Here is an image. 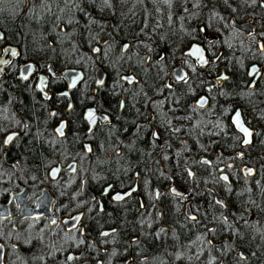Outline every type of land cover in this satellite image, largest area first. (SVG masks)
<instances>
[{
  "label": "flooded vegetation",
  "instance_id": "af4514ba",
  "mask_svg": "<svg viewBox=\"0 0 264 264\" xmlns=\"http://www.w3.org/2000/svg\"><path fill=\"white\" fill-rule=\"evenodd\" d=\"M239 2L250 15L230 19L250 21L264 43V0ZM229 20V28L216 18L209 29L200 23L187 46L167 56L151 44L108 38L85 51L67 36L56 47L47 39L46 47L29 33L27 58L0 29V58L8 45L18 53L0 71V264H264V53ZM193 43L207 64L184 54ZM26 62L32 71L25 80L19 73ZM253 67L258 75L249 74ZM181 68L187 83L176 80ZM66 69L83 73L75 87ZM89 110L97 119L91 132ZM236 110L253 132L248 145L234 127ZM61 123L63 137L55 132ZM11 132L19 136L5 145ZM227 195L236 202L229 209ZM75 216L76 228H67L63 220ZM228 239L235 248L227 251Z\"/></svg>",
  "mask_w": 264,
  "mask_h": 264
},
{
  "label": "trees",
  "instance_id": "16d2710c",
  "mask_svg": "<svg viewBox=\"0 0 264 264\" xmlns=\"http://www.w3.org/2000/svg\"><path fill=\"white\" fill-rule=\"evenodd\" d=\"M110 4L105 5L103 0H0V29L12 43L22 47L27 58L29 33L37 44L46 47L47 39L53 40L56 47L59 38L67 36L75 38L85 51L97 39L108 38L117 45L123 40L151 44L167 56L176 51L179 54L195 35L191 29L200 23L209 29L215 14L228 28L230 18L241 20L250 15L249 10H241L244 4L239 0H110ZM195 8L198 14H191ZM179 164L183 168L184 163ZM234 188L235 184L232 192ZM230 198L234 196H226L228 209L229 204L236 205ZM234 246L230 239L226 241L227 251ZM185 261L205 262L191 258Z\"/></svg>",
  "mask_w": 264,
  "mask_h": 264
},
{
  "label": "snow or ice",
  "instance_id": "6c2138e0",
  "mask_svg": "<svg viewBox=\"0 0 264 264\" xmlns=\"http://www.w3.org/2000/svg\"><path fill=\"white\" fill-rule=\"evenodd\" d=\"M255 2H256V0H253V3H255ZM103 3L105 5L111 7L110 0H103ZM262 6H264V4H262ZM69 23H71V21H69ZM236 30L237 31H242V29H240L239 27H237ZM248 35L252 38V43L258 45L259 51L261 53H264V43H260L258 40H256V34H255L254 30L249 29L248 30ZM259 35L264 36V32L260 33ZM2 38H3V36H2V34H0V39H2ZM123 47H124V49H127L129 47V45L126 44ZM4 51H5L6 54H11L12 56L18 55V53H17V51L15 49H5ZM92 51L94 53H100L101 52V49L100 48H93ZM186 56H196L197 57V61H198V63L200 65H205V64L208 63V61L204 57L203 49L200 48L199 46H193V48L186 54ZM161 59H163V57H161ZM9 62L10 61L0 60V63H3V64H7ZM192 70L195 71V68H192ZM31 71H32V66L31 65H29L25 69H23L22 70V78L25 79V80L28 79V75H25L24 73L25 72L30 73ZM249 74L250 75H253V76L258 75L259 74V70L256 67H253L251 69V71H250ZM66 76H67V74H66ZM175 77H176V80L177 81H184L185 83H187V73L186 72H183V69L182 68L175 73ZM77 79H79V77H77ZM77 79H72L71 80L70 87H75L76 82H77ZM123 79H126L129 83H133L134 82V77H124ZM221 79H227V77H221ZM103 82H104L103 79L98 80V83L99 84H103ZM44 84H45V78L41 77V91H43V85ZM166 87L171 88V85L170 84L169 85H166ZM61 95L67 96L68 93L65 92V93H62ZM206 103H207V98H201L198 101V104H199L200 107H204V105ZM121 107H123V102H121ZM51 115H56V113H52ZM86 119L89 121V125H90L89 131L91 132L93 126H95V124L97 122V119H96L94 110H89L87 112ZM102 119L107 120L108 118L107 117H102ZM233 123L236 125V127L238 128V130L241 133H243V135H244V138L242 140V143L244 145L250 144L251 143V138L253 136V132L248 127L245 126L244 122L241 119V112L239 110H236L235 111V114L233 116ZM24 127H25V129H27V125H25ZM64 128H65V124L64 123H61L59 125V127L56 128V130H55L56 134L58 136L63 137L65 135ZM2 130L3 129H0V131H2ZM177 131H179V129H177ZM152 135H153V137L158 138V133L153 132ZM18 136H19V133H15V132L10 133L9 135H7V137L5 138V140H4L3 143L5 145H7V144L11 143L14 139L18 138ZM85 151H86V153L92 152L91 146L90 145H85ZM238 155H241L242 156V153L241 154H238ZM203 163H206L207 164V163H209V161L205 160V161H203ZM69 167H70V169L73 172L76 171L75 166H71L70 165ZM229 167H231V165H229ZM59 171H60L59 168L53 169L52 170V175L55 176V174L58 173ZM246 174L249 175V176L252 175L253 174V170L252 169H246ZM189 175H192V173L189 172ZM221 179L224 180V181H228L229 178H228L227 175H223V176H221ZM132 191H135V189L133 188ZM172 191L177 196H181L182 195L181 193L176 192L175 189H173ZM131 194H132L131 191L128 192V193H125V194L117 193L113 197V199L115 201H121V200H124L126 196H131ZM155 195L158 198L159 195H160V193L157 191L155 193ZM29 199H31V197H29ZM41 202L43 203V201H41ZM216 203L217 204H221V205L223 204V202L222 201H219V200H217ZM253 203H255V202L253 201ZM34 218L35 219H39V216L34 217ZM80 218H81L80 216H75V217H72V220H74L76 223H78L79 220H80ZM25 219H27V217H25ZM188 219L195 221L197 219V217L195 215L189 214L188 215ZM225 222H227V218L226 217H225ZM51 223L52 224H56L57 221L55 219H53V220H51ZM65 223H67V221H65ZM72 228H76V224H73L72 225ZM78 230H80L81 231V234H83L82 233V229H78ZM69 231H71V229H69ZM113 231H115V230H113ZM210 231H214V229H212ZM101 235L102 236H109L110 233L109 232H102ZM79 243L83 244L84 243L83 239H81L79 241ZM209 243H211V242L209 241ZM3 248H4V246L3 245H0V261L3 260ZM78 258L79 257H74L72 255H69L67 257V260L68 261H72V260L78 259ZM239 259L240 260H245L246 257H244V255L241 253Z\"/></svg>",
  "mask_w": 264,
  "mask_h": 264
},
{
  "label": "water",
  "instance_id": "95a60500",
  "mask_svg": "<svg viewBox=\"0 0 264 264\" xmlns=\"http://www.w3.org/2000/svg\"><path fill=\"white\" fill-rule=\"evenodd\" d=\"M262 4H264V3L261 2V5H262ZM229 23H230L232 26L236 27V28L239 27L240 29L244 30L245 32H248V30L251 29V27H252V24H251L250 21L238 22V21H236V20H234V19H230V20H229ZM61 27H63V26H61ZM0 34H2V31H1V30H0ZM248 40L252 41V38L249 36ZM260 43H261V42H260ZM193 46H199V47L201 48L200 45H198V44H196V43H193V44L190 45V47H189L187 50L184 51V54H187V53L193 48ZM5 49H15V50H16V47H13V46L8 45V46H5L4 50H5ZM9 56H12V55H11V54H6L5 51H4V54L2 55V57L0 58V60H6V61H9ZM195 58H197V57H195ZM3 65H5V64L0 63V71H1V69H2V67H3ZM27 66H29V62H26V63H24V64L21 66V68H20V73H19V77H20V78H22V70L25 69ZM24 74L29 76V73H27V72H25ZM66 74H67V76H66ZM64 75L66 76L67 79H70V78L77 79V77H79V79H80V78L83 76V73L81 72V70L66 69V70L64 71ZM95 77H96V84L99 85L98 80L104 78V73H103L101 67H98V68H97V70H96V72H95ZM22 79H23V78H22ZM79 79H77V80H79ZM233 124H234V123H233ZM234 127H235V129H236L238 132H240V131L238 130V128L236 127L235 124H234ZM11 133H13V132H11ZM15 133H16V132H15ZM240 133H241V132H240ZM9 134H10V133H9ZM9 134H8V135H9ZM241 134L243 135V133H241ZM243 136H244V135H243ZM244 170H246V169L243 168V171H244ZM224 175H225V174H224ZM222 176H223V175H222ZM187 205H188V203H187L186 206H185V207H186V209H185V213H186L187 215H189L190 213H189V211H188V206H187ZM191 215H192V214H191ZM65 221H67V223H65ZM71 221H72V218H67V219H64V220H63V223L66 225L67 228H70V227L72 226V225H71ZM0 262H1V261H0ZM84 264H91V262H89V261H85ZM94 264H100V261H97V262L94 263Z\"/></svg>",
  "mask_w": 264,
  "mask_h": 264
},
{
  "label": "rangeland",
  "instance_id": "374dc122",
  "mask_svg": "<svg viewBox=\"0 0 264 264\" xmlns=\"http://www.w3.org/2000/svg\"><path fill=\"white\" fill-rule=\"evenodd\" d=\"M194 1H197V0H194ZM193 3H195V2H193ZM196 12H197V9L195 8V10H193V12H192L191 14L196 13ZM213 16H214V18H212L213 21L215 20V18L218 19V17H217L216 14L213 15ZM89 57H90V56H89Z\"/></svg>",
  "mask_w": 264,
  "mask_h": 264
}]
</instances>
